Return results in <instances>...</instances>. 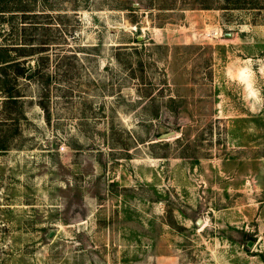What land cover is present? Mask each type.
I'll return each mask as SVG.
<instances>
[{"label":"rangeland","instance_id":"obj_1","mask_svg":"<svg viewBox=\"0 0 264 264\" xmlns=\"http://www.w3.org/2000/svg\"><path fill=\"white\" fill-rule=\"evenodd\" d=\"M0 264H264V0H0Z\"/></svg>","mask_w":264,"mask_h":264},{"label":"trees","instance_id":"obj_2","mask_svg":"<svg viewBox=\"0 0 264 264\" xmlns=\"http://www.w3.org/2000/svg\"><path fill=\"white\" fill-rule=\"evenodd\" d=\"M27 8H29V6H27V5H25L24 6V11L25 12H31V11H29V10H27ZM10 61H5V64H7V63H9ZM19 91H17V93H18ZM17 93H7V94H9L7 97L9 98V100L8 101H17V98L19 97V95H16Z\"/></svg>","mask_w":264,"mask_h":264}]
</instances>
